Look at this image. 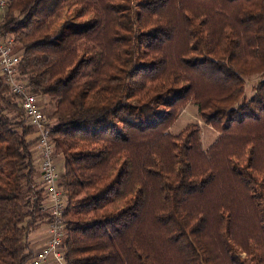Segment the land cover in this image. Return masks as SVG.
Listing matches in <instances>:
<instances>
[{
  "label": "trees",
  "instance_id": "obj_1",
  "mask_svg": "<svg viewBox=\"0 0 264 264\" xmlns=\"http://www.w3.org/2000/svg\"><path fill=\"white\" fill-rule=\"evenodd\" d=\"M4 3L63 161L62 264H264V80L243 99L264 0ZM190 101L220 133L206 150L167 131ZM33 133L0 74V264H29L50 223Z\"/></svg>",
  "mask_w": 264,
  "mask_h": 264
},
{
  "label": "built area",
  "instance_id": "obj_2",
  "mask_svg": "<svg viewBox=\"0 0 264 264\" xmlns=\"http://www.w3.org/2000/svg\"><path fill=\"white\" fill-rule=\"evenodd\" d=\"M3 5L4 3L0 2V6L3 7ZM13 44L11 37L0 35V74L12 94L17 96L27 124L34 130L35 145L39 156L40 180L45 194L43 208H46L45 210L51 215L46 244L35 253L29 264L47 262L62 264L61 247L64 239L62 219L66 203L54 161V147L49 140L47 118L41 111L37 97L30 94L27 87L18 80L17 66L21 57L13 52Z\"/></svg>",
  "mask_w": 264,
  "mask_h": 264
},
{
  "label": "rangeland",
  "instance_id": "obj_3",
  "mask_svg": "<svg viewBox=\"0 0 264 264\" xmlns=\"http://www.w3.org/2000/svg\"><path fill=\"white\" fill-rule=\"evenodd\" d=\"M0 2L4 3V0H0ZM5 5V3H4ZM4 5L3 7L0 6V22L2 21V17L4 14ZM15 51V49H14ZM20 56V55H19ZM264 80L263 74H253L251 76L245 77L244 82H243V87H244V93H243V99L244 101L249 100L255 93V87L260 81ZM38 103L40 105L41 111L47 118V124L49 123L47 113H48V108L45 109V100L44 98H37ZM179 113L177 114L176 119L170 124V126L167 128V131L172 134V135H180L188 126H197L198 132H199V137H200V143L201 146L204 150H206L210 145H212L216 138L220 135V133L213 128L210 125L205 124L199 114H198V109L197 106L194 104L193 101H190L186 104H184L178 111ZM30 141H36L34 133L28 138ZM36 144V143H35ZM32 151L34 152V147L32 148ZM35 156V155H34ZM36 159V157H35ZM54 161L56 162L55 165L57 167V172L58 170H61V167H63V161L60 156H55ZM36 167L38 169V161L36 159ZM61 182V177H59V183ZM44 201V200H43ZM46 208H44L45 210ZM45 229V225L41 226L37 231L33 233L39 234L42 233ZM32 235V236H33ZM36 242L33 240V246L34 249L37 250L38 248L35 246ZM36 247V248H35ZM48 263H54V262H48ZM55 264V263H54Z\"/></svg>",
  "mask_w": 264,
  "mask_h": 264
},
{
  "label": "crops",
  "instance_id": "obj_4",
  "mask_svg": "<svg viewBox=\"0 0 264 264\" xmlns=\"http://www.w3.org/2000/svg\"><path fill=\"white\" fill-rule=\"evenodd\" d=\"M33 147H34L35 157L39 163V156H38V152L36 149V145H34ZM62 172H63V167H61V170H58L59 177H61ZM32 240H34V242H36V245L34 244L38 248L36 251H39L40 249H42L45 246L46 241H47V229H46V227L42 233L33 235ZM48 264H52V263H48Z\"/></svg>",
  "mask_w": 264,
  "mask_h": 264
}]
</instances>
